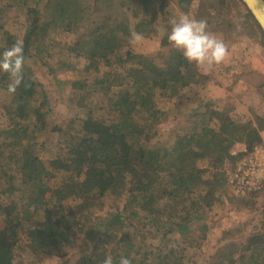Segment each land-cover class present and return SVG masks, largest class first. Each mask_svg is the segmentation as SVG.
Returning <instances> with one entry per match:
<instances>
[{"label": "trees", "instance_id": "trees-1", "mask_svg": "<svg viewBox=\"0 0 264 264\" xmlns=\"http://www.w3.org/2000/svg\"><path fill=\"white\" fill-rule=\"evenodd\" d=\"M169 2L183 14L208 17V31L226 44L235 41L230 29L239 7L246 28L264 41L241 0H0V52L21 40L25 56L14 94L10 76L0 72V91L11 98L0 105V264H14L27 245L39 264L48 254L67 257L79 244L82 264H103L107 256L114 264L121 257L194 264L189 249L208 242V221L222 199L233 209L262 212L260 226L244 242L220 241L208 264H264V201L254 193L236 197L227 185L228 166L243 155L232 156L235 146L264 143V114L243 115L233 104L193 96L190 109H179L176 99L205 89L213 77L169 43L170 25L163 27L160 58L131 49L133 31L157 36ZM16 24L25 28L21 38L9 29ZM72 56L84 66L72 65ZM28 59L50 62V75L71 86L79 111L66 125L47 120L49 96ZM255 62L251 89L264 97V64ZM240 81L250 83L237 76L233 84ZM171 114L187 126L169 131L172 142L151 145ZM51 134L55 146L41 155ZM107 199L117 208L104 207Z\"/></svg>", "mask_w": 264, "mask_h": 264}, {"label": "rangeland", "instance_id": "rangeland-1", "mask_svg": "<svg viewBox=\"0 0 264 264\" xmlns=\"http://www.w3.org/2000/svg\"><path fill=\"white\" fill-rule=\"evenodd\" d=\"M167 13H169L168 18L166 19V22H162V24L159 26L157 25V29L160 27H167L169 26V20L172 18H178L181 14L180 11L176 8V5L173 2L168 3V7L166 9ZM232 20H233V31L230 33V40H237L240 42L239 46L241 47L240 50L230 53L229 58H227L223 63L219 65L213 66L212 69L206 71L205 73L213 72L214 74H218L221 76H225L230 79V81H226V79L222 78L219 82L222 85L223 88L226 89L227 85H230L233 87V89H237V85H233V79L239 76V79L242 78V74H244L242 71H238L235 68H238L235 64L233 66L235 68L226 67L227 61H232V59L235 56L244 57L250 56L252 54H255L256 52L262 51L261 49L264 48V41L260 33L255 36L252 35V33L246 28L249 27L247 25V20L245 18V14L242 11L241 8H237L234 10L232 14ZM191 16V15H190ZM192 17H195L192 15ZM198 18V17H197ZM201 19V17H200ZM203 19H206V17L203 16ZM132 20V24L136 23V20ZM208 20V17H207ZM212 21V20H211ZM221 21V20H219ZM216 23L214 27H221L217 26ZM220 25V24H219ZM14 34L18 38H21L24 33V27H21L20 25L16 24L14 27H9ZM166 33V31H165ZM164 33V34H165ZM164 34H161L160 32L157 33V36L153 38H145L142 43L138 45H131V49L138 55L145 56V57H152L154 58H160L166 50H163L160 45V40ZM76 39V38H75ZM250 41V42H249ZM237 44V43H236ZM234 45V47H237L238 45ZM233 47V48H234ZM231 48H229L230 50ZM44 62L35 63L34 60L28 59L27 64L30 65L35 71H38V74H36V80H38L40 83L43 84L45 90L48 93L49 96V106L44 108V112L46 113L47 120L50 121L54 126L58 124L66 125L70 119H72L79 111L78 104H77V98L73 95V91L71 90V86L67 82H61L54 78L53 75H50V62L46 63L44 66ZM71 63L72 65H75L77 67H83L84 61L79 58H75L74 56L71 57ZM214 80V79H213ZM211 81L210 84H208L207 88L200 90L202 87L199 86L197 90H194L193 92H186L182 97L175 100L176 105L179 109L182 108H189L190 109V102L188 101V97H197L201 98V103H205L207 101H211L209 99V89H212L213 91V82ZM212 86V87H209ZM96 97V98H95ZM94 100V104L98 105L97 100L101 99L98 95H94L91 97ZM89 99L90 105L92 106V102ZM264 98V97H263ZM10 96L6 92L0 91V105L4 107L6 104L10 101ZM41 100L37 99L36 102L33 103V105H38ZM88 102V103H89ZM232 102V101H231ZM228 102L227 104H229ZM249 105L254 109L255 113L261 112L259 111V108L261 105L264 106V99L262 102L255 104V98L248 99ZM198 104V103H197ZM231 104V103H230ZM234 105V104H233ZM235 106V105H234ZM246 105H243V107ZM251 107H249L251 109ZM248 107L244 108V111L246 112V109ZM249 109V111H250ZM3 111L0 110V113ZM248 112V111H247ZM97 114L102 116V111H97ZM78 117L82 118V114H80ZM106 117H109V115H106ZM4 122V119L0 116V125ZM178 126V128L186 127L187 124L179 123L174 119V115L171 114L170 117L165 119V121L162 122L161 125L158 126V135L157 137L152 140L151 145H155L156 142H172L173 137L169 138V131L172 129H175ZM57 135L51 134L45 141L44 145L41 147V155L43 154H49L50 148L55 146V143L57 141ZM264 137V134H263ZM164 144V143H163ZM237 146V145H236ZM236 149H241L236 147ZM230 169L231 166H228ZM227 169V168H226ZM229 188V187H228ZM231 191V189L229 188ZM232 192V191H231ZM233 193V192H232ZM234 195V194H233ZM235 196V195H234ZM237 197V196H236ZM259 201H264V195H260ZM123 201V200H122ZM79 202H73L69 204L70 208H74ZM120 205V203H119ZM113 206V207H112ZM104 207H109L116 209L117 207L114 206V204L111 203L110 199H107L105 202ZM104 207L98 208L101 211H98L99 213H103L105 211ZM40 215V216H39ZM39 215L35 216V220L39 219L42 216V213H39ZM259 215H262V212H259L257 210L251 211L250 213L248 211H245V209H233L231 204L226 201V199H222L221 202L217 203V205L214 206L213 212L211 214V219L208 221V224L211 226L208 242H204L202 244V247H197L192 251L189 249V258L191 260V263L194 262V264H208V256L211 255V253L214 252L216 247L221 244L220 241H227V242H237L241 243L246 240V238L254 233L257 229L256 227L260 226V220L261 217ZM39 216V217H38ZM97 216V213L94 214V217ZM78 240L77 242H79ZM27 243V240L25 239V242ZM80 245V244H79ZM77 246V248L73 247L69 253H71L69 256H65L63 258H60L53 254L45 255L43 260L39 262V264H46L45 259H50L53 256L60 259L62 264H82V260L78 258V256L81 254V248L82 246ZM75 246V245H74ZM90 249V247H88ZM29 245H27L24 250L22 251H16L15 253V260L14 264H32V260L35 258L34 255H32ZM75 250V251H74ZM38 264V259L35 260Z\"/></svg>", "mask_w": 264, "mask_h": 264}, {"label": "clouds", "instance_id": "clouds-1", "mask_svg": "<svg viewBox=\"0 0 264 264\" xmlns=\"http://www.w3.org/2000/svg\"><path fill=\"white\" fill-rule=\"evenodd\" d=\"M170 32L167 33L169 43L190 63L205 67L210 70L215 65L223 63L229 56L227 44L218 39L215 34L208 31L206 19H197L189 14H181L178 18L169 20ZM158 32L164 34L166 29L160 27ZM142 33L133 31L129 43L138 45L142 43ZM25 64L23 42L15 41L11 47L0 52V72L7 73L11 82L8 85V92L15 93L23 81V68ZM46 264H62L60 259L53 256L45 259ZM103 264H114L111 256L105 257ZM119 264H132L127 257H121Z\"/></svg>", "mask_w": 264, "mask_h": 264}, {"label": "crops", "instance_id": "crops-1", "mask_svg": "<svg viewBox=\"0 0 264 264\" xmlns=\"http://www.w3.org/2000/svg\"><path fill=\"white\" fill-rule=\"evenodd\" d=\"M237 40H235L232 43H227L228 49L231 48L229 50V55H230V53L236 52V51L241 49V47L239 46L240 42ZM235 44L238 46L234 47ZM261 50L262 51L256 52L255 54L247 56L246 58H244V57L241 58L239 56H235L232 59V61L226 62L227 64H230V65H227L226 67L235 68L233 66V64H235L238 67L235 69H237L238 71H242L244 73V74H242L241 79H243L244 77H245V79H249L250 83H248L247 81L246 82L240 81L238 83L233 84L234 86L237 85V89H233L231 84L227 85L226 89L223 88L219 81L222 78L226 79V81H230V79L225 77V76L214 74L212 71L209 72V75H211L213 77V79L215 80V82H213V85H212L213 91H212V89L208 90L209 91V96H208L209 99L211 101L217 102L218 104L220 102H224V103L230 102L231 104L235 105L238 112H240V113L243 112L242 113L243 115L247 113L246 115L250 116L251 112L255 113V111H253L254 107L252 108L249 105L248 99L255 98V104H256V103L262 102V100L264 98L260 95V93L258 91H254L251 89L252 87L255 89V85H254V80H251L252 74H250V73L252 72V67L256 63L255 61L260 60L264 64V48H262ZM228 58H229V56H228ZM206 71H208V70H206ZM206 71H204V73ZM206 74H208V73H206ZM212 86H209V87H212ZM206 88H207V86H206ZM243 105H246V106L243 107ZM220 107H221V105H220ZM245 107H248L246 109V112L244 111ZM249 107H251V109ZM249 109H250V111H249ZM259 111H261V112L260 113L257 112V114H264V106L263 105L260 106Z\"/></svg>", "mask_w": 264, "mask_h": 264}, {"label": "built area", "instance_id": "built-area-1", "mask_svg": "<svg viewBox=\"0 0 264 264\" xmlns=\"http://www.w3.org/2000/svg\"><path fill=\"white\" fill-rule=\"evenodd\" d=\"M232 156L243 154L227 173V185L235 196L264 195V143L249 150L238 144Z\"/></svg>", "mask_w": 264, "mask_h": 264}, {"label": "water", "instance_id": "water-1", "mask_svg": "<svg viewBox=\"0 0 264 264\" xmlns=\"http://www.w3.org/2000/svg\"><path fill=\"white\" fill-rule=\"evenodd\" d=\"M256 19L264 34V0H241Z\"/></svg>", "mask_w": 264, "mask_h": 264}]
</instances>
